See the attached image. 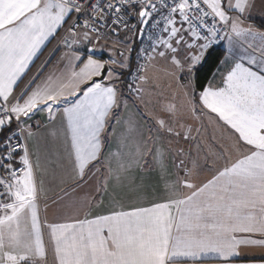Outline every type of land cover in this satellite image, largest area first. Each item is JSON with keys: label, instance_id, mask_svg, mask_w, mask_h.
I'll use <instances>...</instances> for the list:
<instances>
[{"label": "snow or ice", "instance_id": "obj_1", "mask_svg": "<svg viewBox=\"0 0 264 264\" xmlns=\"http://www.w3.org/2000/svg\"><path fill=\"white\" fill-rule=\"evenodd\" d=\"M253 4L0 0V264H47V243L56 264H177L210 255L233 264L242 248L264 249V31L245 25ZM145 33L149 46L139 49L144 63L125 85L130 44ZM53 40L52 51L63 50V71L44 75L51 61L35 62ZM221 40L228 41L223 59L197 91L198 74ZM105 49L107 59L97 56ZM158 58L169 62L183 100L155 110L142 83ZM129 100L138 102L145 129L131 117L121 119ZM41 114L49 123L59 115L64 125L62 144L45 149L44 158L62 168L66 154L72 177L53 203L97 175L103 196L110 180L119 187L131 169L148 168V157L165 177L171 155L175 184L150 207L43 223L39 204L43 197L47 206L48 197L38 175L41 155L32 146ZM117 125L125 130L110 151ZM208 127L214 136L205 145L201 136ZM205 171L209 175L199 179Z\"/></svg>", "mask_w": 264, "mask_h": 264}, {"label": "crops", "instance_id": "obj_2", "mask_svg": "<svg viewBox=\"0 0 264 264\" xmlns=\"http://www.w3.org/2000/svg\"><path fill=\"white\" fill-rule=\"evenodd\" d=\"M245 25H252L258 31H264V0H254L253 7L245 20ZM55 42L56 40H53L42 50L43 53L44 50L47 49L44 57L42 56L40 62L37 64L39 65L42 61H45L46 58L49 57L47 60L51 61V63L45 69L44 75H47L52 71H57V74H59V71H63L64 66H59L61 64L56 63L55 61L58 56L54 60L51 58L56 53V51H52L54 49ZM248 42L251 43V39H249ZM258 42L259 38L257 37V43ZM243 43L244 39L241 38L237 44V50L242 51L241 45ZM220 46L226 50L228 48V41L223 40ZM97 56L100 57L104 55L102 52L98 51ZM221 59H223V57ZM134 65L135 63L131 64V66ZM216 70L217 67L213 74ZM171 71L172 69L169 62L158 58L157 60L150 62L143 72V74L148 78L146 82L142 83V87L144 89L145 98L152 101L149 105L150 109L158 110L160 105L155 103V99L160 100V98L165 97H169V100L165 103H182L183 96L180 92L178 84L169 75ZM213 74L209 80L213 78ZM122 79L125 84V79ZM180 80L181 83H183L184 78L181 77ZM125 94L127 95L126 87ZM137 104H133V102L129 100L127 109L121 114V119L127 120L131 117L139 122L141 129H145L146 124L140 116V109L137 107ZM36 119L43 122V126L38 130L37 139L32 141V146L33 151H38L41 155V165L44 169L38 173V175L44 181L42 187L44 189L45 196L48 197L47 206H45V200L43 197L41 198L39 204L40 218L45 224L52 222H70L75 218L91 219L96 215H107L113 208L123 207L124 210H128L130 205L150 207L152 202H163V199L168 195L166 185L175 184L177 171L171 155L167 161L168 174L165 177L161 176L159 165L155 164L151 158L148 157L150 165L148 168L142 169L136 167L131 169L126 176L122 178V183L119 187L115 186L114 180H110L106 185L107 191L103 196L99 195L98 190L101 183V176L97 175L86 183L81 184L78 188L69 191L68 196L63 200H58L57 203H53L52 198H54L57 193H60L61 189L68 188L69 185L72 184L71 171L70 166L67 163L66 154H61L64 156L62 168L53 169L44 158L45 149L52 150L62 144L64 125L59 115H57L56 119L51 123L48 122L45 114L37 116ZM116 129L117 135L110 136L108 140L110 151L117 150L118 134L125 130L123 125H117ZM210 130L207 128L206 133ZM211 132L212 135H214L213 129ZM53 133H55V135H53ZM210 139V136H201L202 143L204 140L210 141ZM181 144H183V141H181ZM173 148H175V144H173ZM185 150L187 151L186 145ZM112 167H116L115 159L113 160ZM53 171H55V179L53 178ZM105 175H107V173H105ZM180 175L182 176L183 173H180ZM207 175H209L207 171L202 172L199 179H203ZM196 182L199 181L197 180ZM97 198H99V202ZM45 241L46 243L48 242L47 233L45 234ZM47 247V264H56L52 245L47 243ZM261 260H264V249L242 248L241 255L234 259L233 264H259ZM177 264H221V261L210 255L198 261L179 259Z\"/></svg>", "mask_w": 264, "mask_h": 264}, {"label": "rangeland", "instance_id": "obj_3", "mask_svg": "<svg viewBox=\"0 0 264 264\" xmlns=\"http://www.w3.org/2000/svg\"><path fill=\"white\" fill-rule=\"evenodd\" d=\"M110 43H111V40H109V44ZM149 43L150 42L148 40V34L147 35H144L142 37H140V36H135L134 37L133 42L130 44V47L132 49L131 53L129 54V64H130V67H131V64L132 63H135L134 68L137 67L139 64L144 63V60L140 56L139 49H141V48H147L149 46ZM62 51L63 50L61 49V51L56 52L53 55L52 60H54L58 56L55 61H56V63H60L59 62V58H60V55H61V52ZM102 54L104 56H100L101 58H104V59H107L108 58L107 50L106 49L102 52ZM59 66H62V64L59 65ZM126 74H128V73L125 71L122 78H124L125 80L128 81V80H130V78ZM155 100H156L155 103L157 105L158 104L161 105V104H164L166 101H168L169 100V97H167V98L166 97L165 98H160V100L159 99H155ZM208 128H209V130L210 129L212 130L211 127H208ZM211 130L208 133H206L207 131L205 130V132L203 133V136H206V137L207 136H210V138H211L210 141L204 140L203 144H205V145H208V144L212 143V139H213V136L214 135H212Z\"/></svg>", "mask_w": 264, "mask_h": 264}, {"label": "trees", "instance_id": "obj_4", "mask_svg": "<svg viewBox=\"0 0 264 264\" xmlns=\"http://www.w3.org/2000/svg\"><path fill=\"white\" fill-rule=\"evenodd\" d=\"M46 50L47 49L44 50L42 55H40L39 59L35 62L36 64H38L40 62L42 56L44 57V54L46 53ZM56 52H58V51H56ZM224 53H225V50L220 45L215 46V52L213 53L212 58L208 61V63L204 67V69H202L201 72L198 74L197 81H196V90L197 91H199L201 85L206 84L207 81L210 79V77L213 74L214 70L216 69L219 61L223 57L222 54H224ZM133 69H134V66H131L126 71L128 73L126 75H128L129 78H130V76H131V74L133 72ZM127 82H129V80L128 81L125 80V84H127Z\"/></svg>", "mask_w": 264, "mask_h": 264}, {"label": "built area", "instance_id": "obj_5", "mask_svg": "<svg viewBox=\"0 0 264 264\" xmlns=\"http://www.w3.org/2000/svg\"><path fill=\"white\" fill-rule=\"evenodd\" d=\"M132 22L135 23L134 20H133ZM144 35H147V33H145ZM144 35H143V36H144ZM140 37H142V36H140ZM222 41H223V40H221L220 43H219L218 45H220V44L222 43ZM56 44H57V41L55 42L54 48H55ZM48 58H49V57H48ZM48 58H46V60H47ZM136 74H137V67H135V68L133 69V72H132V74H131V76H130V80H129L128 83L133 82V77H134Z\"/></svg>", "mask_w": 264, "mask_h": 264}, {"label": "water", "instance_id": "obj_6", "mask_svg": "<svg viewBox=\"0 0 264 264\" xmlns=\"http://www.w3.org/2000/svg\"><path fill=\"white\" fill-rule=\"evenodd\" d=\"M195 84H196V82H195Z\"/></svg>", "mask_w": 264, "mask_h": 264}]
</instances>
